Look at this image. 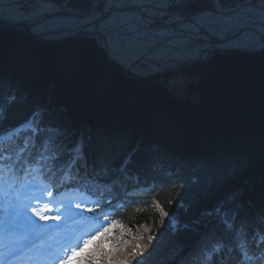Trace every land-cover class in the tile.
<instances>
[{
    "label": "trees",
    "instance_id": "trees-1",
    "mask_svg": "<svg viewBox=\"0 0 264 264\" xmlns=\"http://www.w3.org/2000/svg\"><path fill=\"white\" fill-rule=\"evenodd\" d=\"M92 1L73 0L69 6L86 11ZM0 70L5 91L10 85L19 96L11 122L39 112L42 128L50 131L48 156L58 157L63 171L82 123L88 158L76 161L74 172L94 182L113 180L121 192L123 182L115 176L130 157L125 169L145 179L143 188L149 191L118 217L116 223L124 227L115 230L114 242L147 244V235L160 229L157 204L172 210L187 183L144 264H205L199 245L218 246L221 237L233 244V232L216 223L219 208L233 209L239 202H232L230 194L237 191L249 211L264 204V50H222L188 67L199 78L189 85V95L199 98L196 104L173 97L167 79L128 78L95 40L85 37L41 44L19 32H0ZM84 104L88 107L83 109ZM7 127L0 124V131ZM101 141L107 144L102 157L95 151ZM145 224L151 233L145 232ZM244 230L246 243H252Z\"/></svg>",
    "mask_w": 264,
    "mask_h": 264
},
{
    "label": "snow or ice",
    "instance_id": "snow-or-ice-1",
    "mask_svg": "<svg viewBox=\"0 0 264 264\" xmlns=\"http://www.w3.org/2000/svg\"><path fill=\"white\" fill-rule=\"evenodd\" d=\"M72 2L0 0V5H11L14 22L26 23L36 35L49 37L71 32L92 35L106 52L118 53L117 62L128 67L148 64L176 69L197 63L202 55L216 48L264 50V0H107L108 7L103 11L94 6L85 14L63 7ZM99 2L101 0H93L94 4ZM3 15L0 9V18ZM5 96L11 99L6 100ZM18 100L16 89L9 85L5 91L0 70V124L15 128L22 123L11 122ZM87 139L86 135L77 137L85 162ZM38 143L30 139L25 152ZM106 148L107 144L101 141L95 151L102 157ZM37 155L39 160L34 156L26 159L25 155L0 152V264H144L155 251L168 226V218L187 190L185 183L170 211L157 204L160 229L155 235H147V244H133L123 239L114 242L115 230L124 226L107 220L102 230L79 242L76 234L86 223L84 217L105 210L118 211L116 202L121 197L96 202L94 207L70 199L58 200L61 188L70 187L67 179L62 178L60 160L43 152ZM26 163H38L37 171L50 183L41 184L34 177L28 178ZM122 163L127 168L132 160L129 158ZM147 166L151 168L150 162ZM22 173L25 174L23 179ZM136 176L139 180V173ZM153 185L156 186L154 181ZM261 198L264 199V192ZM229 199L232 202L239 199V202L233 209H219L216 214L219 217L223 213L221 224L231 230L239 221L242 228L248 229L252 243H242L237 249L223 243L221 237V241L216 242L218 246L199 245L198 254L205 264H264V204L249 211L237 191H233ZM229 216L232 223H228ZM143 227L145 232L151 233L146 224ZM128 231L131 232V228ZM180 232L177 228L175 236ZM139 239L142 240L143 235Z\"/></svg>",
    "mask_w": 264,
    "mask_h": 264
},
{
    "label": "water",
    "instance_id": "water-1",
    "mask_svg": "<svg viewBox=\"0 0 264 264\" xmlns=\"http://www.w3.org/2000/svg\"><path fill=\"white\" fill-rule=\"evenodd\" d=\"M104 1H107V0H101V2H99L98 4H94L93 3L91 8L95 6L99 10L100 4H102ZM11 7L12 6L9 5L8 3H4L3 5H0V9H3V12H4L3 18H0V31L8 30V31L21 32V33L29 35L30 37L34 38L35 40H37L40 43H58V42H64V41H68L70 39H77V38H81V37H87V38L95 39L92 35L84 34V33H80V32H71V33H67V34L53 35V36H49V37L36 35L30 30L29 26L26 23H16V22H14V20L12 18L13 14L10 12ZM63 7L70 8L71 11L74 12V13L85 14V13H80L78 11L73 10L71 7H68V5H63ZM107 7H108V4L106 3L104 9L107 8ZM95 41L97 42L96 39H95ZM222 50H228V51L244 50V51H249V52L262 51L261 49H250V48H243V47H235V48H227V49H225V48H216V49L210 51L209 54H207L206 56H203V57L201 56L197 62H204L205 60H207L208 58L213 56L215 53H217L219 51H222ZM104 52L106 54L107 59L110 62L120 66L121 68H123V70L125 72L128 71V70H133L134 67L135 68L136 67H140L142 70L146 69L144 66H142L144 64H140L139 66H133V67L124 66L121 63L117 62L119 60L118 53H116L114 51L106 52L105 50H104ZM187 66L188 65H186V66H184L182 68H176V69H164V68H161L160 70H157V72H163V73L164 72L165 73H167V72H176V71H181L182 69H184ZM146 75L147 74L140 75V76H138L136 78L137 79H141L142 76H146Z\"/></svg>",
    "mask_w": 264,
    "mask_h": 264
},
{
    "label": "bare ground",
    "instance_id": "bare-ground-1",
    "mask_svg": "<svg viewBox=\"0 0 264 264\" xmlns=\"http://www.w3.org/2000/svg\"><path fill=\"white\" fill-rule=\"evenodd\" d=\"M101 11V10H100ZM78 12H80V13H86V11H78ZM4 31H7V30H4ZM0 32H3V30L2 31H0ZM93 40H95V39H93ZM234 51H244V50H234ZM207 54H209V52L207 53ZM207 54H205V55H202V57L203 56H206ZM216 54V53H215ZM212 57V56H211ZM210 57V58H211ZM210 58H208L207 60H205L204 62H207ZM108 60V59H107ZM109 61V60H108ZM110 62V61H109ZM198 63V62H197ZM197 63H195V64H197ZM112 64H114V63H112ZM195 64H192V65H188L187 67H190V66H193V65H195ZM114 65H116V64H114ZM116 66H118V65H116ZM142 66H146L145 68V70H142L140 67H134L133 68V70H128V71H126L125 72V75L128 77V78H135V79H137L136 77H138V76H140V75H145V74H147L146 76L147 77H150V75L152 74V73H155V72H157V70H160L161 68H157V67H154V66H151V65H148V64H145V65H142ZM121 68V67H120ZM182 72H185V71H182ZM140 73V74H139ZM169 73V74H168ZM167 74L169 75V77H171V72H168ZM171 79V78H170ZM172 80V79H171ZM156 81H158V82H163L164 81V79L163 78H159V79H156ZM173 81V80H172ZM171 81V83H173ZM188 80L186 79V80H183L182 82H187ZM95 82V81H94ZM95 84L96 85H98L96 82H95ZM170 88V87H169ZM176 93V92H175ZM174 93V94H175ZM174 94H172V96L173 97H175V98H177L178 97V95H174ZM99 95H101V94H99ZM87 104L90 102L89 100H88V102H87V100L85 101ZM83 109L84 108H87L88 107V105H86V104H84L83 106ZM19 121H22V120H19ZM130 157H128V159H129ZM125 173H130L129 171H126ZM131 175V174H130ZM131 176H133V175H131Z\"/></svg>",
    "mask_w": 264,
    "mask_h": 264
},
{
    "label": "rangeland",
    "instance_id": "rangeland-1",
    "mask_svg": "<svg viewBox=\"0 0 264 264\" xmlns=\"http://www.w3.org/2000/svg\"><path fill=\"white\" fill-rule=\"evenodd\" d=\"M163 77V74H162ZM172 79V78H171ZM170 79V80H171ZM189 79V74L187 75V73L185 75H183L182 73H178L175 74L174 73V77H173V83L169 84L168 86L170 87V91L173 92V94H181V95H187V91L189 86L188 82H182L183 80Z\"/></svg>",
    "mask_w": 264,
    "mask_h": 264
}]
</instances>
